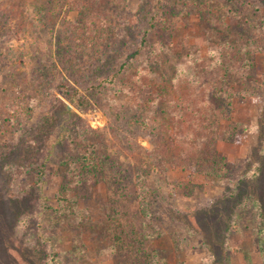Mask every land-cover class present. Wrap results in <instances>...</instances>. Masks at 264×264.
Segmentation results:
<instances>
[{
	"label": "rangeland",
	"instance_id": "rangeland-1",
	"mask_svg": "<svg viewBox=\"0 0 264 264\" xmlns=\"http://www.w3.org/2000/svg\"><path fill=\"white\" fill-rule=\"evenodd\" d=\"M74 1L0 0V264H264V0H164L158 28L153 0H107L114 38L75 83L56 61ZM111 73L123 88L99 79ZM167 81L178 89L160 98ZM76 124L121 163L126 191L75 182ZM212 124L219 178L183 163Z\"/></svg>",
	"mask_w": 264,
	"mask_h": 264
},
{
	"label": "trees",
	"instance_id": "trees-1",
	"mask_svg": "<svg viewBox=\"0 0 264 264\" xmlns=\"http://www.w3.org/2000/svg\"><path fill=\"white\" fill-rule=\"evenodd\" d=\"M106 1L107 0L74 1L75 8L77 11H79V16L78 18H76L74 24H72L74 25V27L72 29H69L68 31H64V36L57 44L56 51V61L58 66H60L62 72L67 74V79H65L66 81L69 80L75 83V80L77 79H74V81H72L70 79L72 77L69 78V76L71 74L81 75L87 69H89L87 73L88 76H90L92 72L91 68L95 67L94 62H99L102 60L106 48L112 42L114 38L113 31H115L116 26L118 27V24L116 23V17L112 12L113 9H108L107 5H110L111 3H106ZM153 1L156 3L158 12L155 13L152 17L151 27L158 28L159 26H164L163 16L168 12V8L164 0ZM112 6L116 7V5H111L109 8H111ZM88 63L89 65H87ZM58 66L54 67L56 69H59ZM95 70L98 71L99 69L95 67ZM99 79H102V82L104 81V83H108L113 88H123L117 86L119 81L117 78V74L115 75V73H111L107 78L101 76ZM49 82L50 78H46L43 83L44 86H48ZM104 83H101V80H99V84L96 85L95 89L99 88L98 90L101 92L104 87V85L102 84ZM43 84L42 82H39L38 86L35 87L36 90L41 88ZM156 88V93L162 95L160 98H164L168 91H174L175 89H178V87L174 85L172 81L160 83L157 85ZM67 92V98L74 104L77 103L76 105L81 108L82 104L78 101V97H75V94L79 93L78 89L74 88L73 91ZM151 93L154 94L153 92ZM210 95L215 99L217 103H219V107H216L217 110H220L221 114H219V116H226L225 106L227 105L228 101H224L222 104L223 97L220 94L210 93ZM203 119L204 118H201V125H203L205 122V119ZM136 120L138 119H134V121ZM207 121L210 120L207 119ZM133 122L130 120V125H133ZM211 123H213L212 120ZM149 125L153 126V123L149 122ZM212 126L213 127L211 131V139L209 137L204 138L203 142L198 145L197 149L195 147H192L194 153H196V156L194 158H190L188 162L183 163L188 166H192V168H195L200 173H209L210 176L214 175L215 178H219L221 176H218L216 172L220 169H227L228 162L224 157L219 156L216 150V139L213 136V132L216 131L217 124H212ZM74 129L76 139L73 143L75 151V155L73 156V162L77 163L78 168L76 172L78 173V177H76L78 181L75 182H81L86 184L90 182L96 183L99 181L106 180L112 182L115 185H118V190L126 191L127 184L121 185L120 182L122 181L118 179V177L121 178L122 176L121 171L112 170L113 166L116 164H119L121 166V163L118 162V159L115 157H107L108 154L103 153L104 147H102V145L96 150L95 148H93L92 150H88L89 144L95 141V139H93V136L95 135L92 134V130L86 131L84 127L80 124H78V126L76 124ZM166 132L169 131L165 129H160L156 131L152 130V134L156 133L154 136L157 137L156 139L161 145L165 155H167L170 151L172 152L171 145L168 142V139L171 137V135H166ZM157 145L158 144H154V146ZM171 154H173V159L174 157L178 159V153H176L175 155V153L172 152ZM159 158L163 159V155H161ZM186 158L187 157L185 155L184 159L186 160ZM70 159L71 156H68V160ZM123 171L124 170L122 169V172ZM122 180L124 181L125 179L123 178ZM76 183H67L63 186L62 192H64L69 185L75 186ZM142 183H144V181ZM129 193L130 191H127L125 195V192H123L122 196L119 195V197H116V201L113 202L114 207L122 208L121 210H118L119 215H122L121 212L124 209V215L125 213H127V216L132 214V200H130ZM65 201L66 199L64 195L63 202ZM127 223L128 221L126 220V224Z\"/></svg>",
	"mask_w": 264,
	"mask_h": 264
}]
</instances>
